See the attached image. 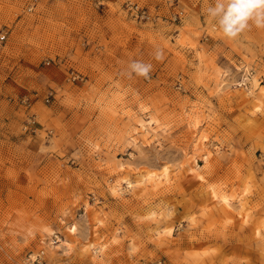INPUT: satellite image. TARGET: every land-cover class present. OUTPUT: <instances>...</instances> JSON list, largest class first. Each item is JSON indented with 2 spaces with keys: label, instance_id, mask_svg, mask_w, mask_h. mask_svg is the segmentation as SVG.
I'll list each match as a JSON object with an SVG mask.
<instances>
[{
  "label": "rangeland",
  "instance_id": "rangeland-1",
  "mask_svg": "<svg viewBox=\"0 0 264 264\" xmlns=\"http://www.w3.org/2000/svg\"><path fill=\"white\" fill-rule=\"evenodd\" d=\"M124 1L0 0V264H264V10Z\"/></svg>",
  "mask_w": 264,
  "mask_h": 264
},
{
  "label": "snow or ice",
  "instance_id": "snow-or-ice-1",
  "mask_svg": "<svg viewBox=\"0 0 264 264\" xmlns=\"http://www.w3.org/2000/svg\"><path fill=\"white\" fill-rule=\"evenodd\" d=\"M250 0H236V3L233 5L232 11L229 13V20L231 23H236L237 21L242 20L246 14V8ZM233 11L236 12L235 17L233 18ZM137 70L142 71L143 69L140 66H137Z\"/></svg>",
  "mask_w": 264,
  "mask_h": 264
},
{
  "label": "built area",
  "instance_id": "built-area-1",
  "mask_svg": "<svg viewBox=\"0 0 264 264\" xmlns=\"http://www.w3.org/2000/svg\"><path fill=\"white\" fill-rule=\"evenodd\" d=\"M125 7L130 9L135 17L140 18V19H149L150 15L148 12V9L144 6H140L137 3H134L132 0H125L124 1ZM179 16V14H177ZM4 37L3 34H0V39L2 40V38ZM48 101V99H46V102Z\"/></svg>",
  "mask_w": 264,
  "mask_h": 264
},
{
  "label": "clouds",
  "instance_id": "clouds-1",
  "mask_svg": "<svg viewBox=\"0 0 264 264\" xmlns=\"http://www.w3.org/2000/svg\"><path fill=\"white\" fill-rule=\"evenodd\" d=\"M256 9L264 10V0H250L248 6L246 8L247 13H252ZM235 15H236V12L233 11V18L235 17Z\"/></svg>",
  "mask_w": 264,
  "mask_h": 264
},
{
  "label": "bare ground",
  "instance_id": "bare-ground-1",
  "mask_svg": "<svg viewBox=\"0 0 264 264\" xmlns=\"http://www.w3.org/2000/svg\"><path fill=\"white\" fill-rule=\"evenodd\" d=\"M127 185H128V186H131V184H130L129 181L127 182ZM215 196H216V195H215ZM223 200L226 202V204L228 203V205H229V202H228L226 199H223ZM73 230H74V228H73ZM61 242H62V243H65V244L63 245L64 249H68V248H69V246H68V242H67V241H65V240H64V241L61 240ZM95 250H96V249H95Z\"/></svg>",
  "mask_w": 264,
  "mask_h": 264
}]
</instances>
